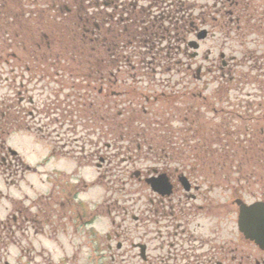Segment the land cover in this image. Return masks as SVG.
Listing matches in <instances>:
<instances>
[{"label": "rangeland", "instance_id": "374dc122", "mask_svg": "<svg viewBox=\"0 0 264 264\" xmlns=\"http://www.w3.org/2000/svg\"><path fill=\"white\" fill-rule=\"evenodd\" d=\"M79 1L1 0L0 111L7 108L18 121L12 126L0 118V127L9 130L0 154L9 155V145L38 171L33 168L22 181L21 168L4 172L0 166V264H63L76 252L82 260L91 242L108 246L106 232L113 228L100 214L108 210L104 198L112 185L98 169L100 160L86 154L102 146L117 152L114 160L119 161L129 145L137 149L121 140V129L112 125L128 116L139 118L144 151L139 168L164 164L162 140L155 144L153 138L183 132L173 151L186 152L188 158L184 163L169 159L170 166L181 162L217 170L223 189L243 182L256 198H264V0H127L139 10V25H134L139 39L120 48L126 66L110 88L117 93L136 89L139 98L127 96L123 102L112 90H101L103 79L96 70L106 69L105 44L132 35L131 21L108 3L113 0H82V9ZM91 12L99 21L89 33ZM204 27L210 34L198 39ZM5 41L18 57H10L11 63L5 61L10 51ZM86 72L88 82L81 77ZM21 81L23 92L17 96ZM101 204L87 243L90 227L76 231L71 217L77 220L80 208ZM134 226L131 220L128 228Z\"/></svg>", "mask_w": 264, "mask_h": 264}, {"label": "flooded vegetation", "instance_id": "af4514ba", "mask_svg": "<svg viewBox=\"0 0 264 264\" xmlns=\"http://www.w3.org/2000/svg\"><path fill=\"white\" fill-rule=\"evenodd\" d=\"M2 3L0 0V7ZM203 21L206 22L207 19L204 18ZM195 28L199 29V26L196 25ZM111 41L122 44L116 40ZM5 44L9 49L13 46L9 41H5ZM123 47L118 45L113 51L109 50L105 55L107 59L103 56L102 62L106 64V69L102 72L101 88L106 94L112 90L110 94L118 95L121 102L127 96H137L136 89L117 93L110 88L118 82L122 66H126V59H123L125 57L120 52ZM7 55V63H11L12 58H18L12 49ZM188 65L191 66L190 63ZM21 91L23 92V86L17 91L18 96ZM132 109L138 110V107ZM112 122V125L121 129L118 137L125 139L128 144H135L137 149L133 150L129 145L127 150L119 153L122 159L119 161L114 160L117 152H110L102 146L95 151L91 148L88 150L86 157L100 160L98 169L103 177L109 176L107 184L112 185L107 189L110 195L104 198L108 213L100 209L101 204L96 209L90 206L80 208L76 214L77 220L71 217L76 231L80 228L82 231L84 226L90 227L86 228L89 236L86 235V242L89 243L95 220L93 213L95 210L102 211L100 217L109 218L113 228L106 232L108 246L93 247L91 242V246H86V256L82 260L81 252H76L67 256L63 264H91L93 259L97 264H264V248L242 232L239 224L241 205H251L257 200L264 201V198H256L254 192L245 187L243 182L234 184L235 186H224L227 189H223L222 173L217 170L208 171L203 166H181V162H186L188 154L182 152L177 155L173 151L176 146L172 144L177 140L176 136L180 138L184 135L183 132L179 134L180 132L172 131L169 139L153 138L155 144H160L158 141L162 140L159 147L163 149L164 164L139 168V159L143 158L144 152L140 144L142 139L139 138V118L128 116L125 120ZM190 131L188 128L185 132ZM150 149L154 148L150 146ZM162 157L159 158L163 159ZM175 158H179L181 162L170 166L168 160ZM6 160L11 168L14 159L7 156ZM13 168L16 171L17 168L12 166ZM20 173L19 179L24 178L23 171ZM159 175H163L168 184L160 187L159 179L156 180L159 185L155 188L148 180L150 177L159 178ZM125 177L127 179H123ZM129 177L134 178L135 182H129ZM226 194L229 198L225 202L221 201L220 197ZM129 200H132L131 203ZM19 216L23 221L28 218L21 213ZM12 217H8V224ZM131 220L135 223V230L128 228ZM14 221H17L16 217L13 218L12 222ZM25 222L29 224L30 220Z\"/></svg>", "mask_w": 264, "mask_h": 264}, {"label": "water", "instance_id": "95a60500", "mask_svg": "<svg viewBox=\"0 0 264 264\" xmlns=\"http://www.w3.org/2000/svg\"><path fill=\"white\" fill-rule=\"evenodd\" d=\"M207 31L203 30L199 33V38H203L206 35ZM194 46H198L196 42H193ZM159 179H149L148 181L152 184L153 187L159 185L157 181ZM166 181L160 180L159 183H165ZM162 187V185H159ZM240 212V227L246 233V235L252 237L256 242L264 247V202H255L251 205H241Z\"/></svg>", "mask_w": 264, "mask_h": 264}, {"label": "trees", "instance_id": "16d2710c", "mask_svg": "<svg viewBox=\"0 0 264 264\" xmlns=\"http://www.w3.org/2000/svg\"><path fill=\"white\" fill-rule=\"evenodd\" d=\"M77 6L79 7H83V5H80V3L79 4H77ZM158 27L160 28V27H162V26H159L158 25ZM89 28V26L87 25V28H86V32H87V29ZM94 29V28H93ZM163 30H165L164 28H161V30L160 31H162L163 32ZM98 68H100L101 69V67H98ZM102 70V69H101ZM96 72L97 73H99L100 72V70H96ZM5 112V114H6V117H5V119H6V122H5V124L6 123H10L12 126H13V124L14 123H16V120L14 119V114H11L10 112H6V111H3V113ZM11 115H13V116H11ZM7 127V126H6ZM18 128H21V126L19 125L18 126ZM7 132H9V130H8V128H4V127H0V141H3V136H4V133H7ZM1 147L3 146V145H0Z\"/></svg>", "mask_w": 264, "mask_h": 264}]
</instances>
